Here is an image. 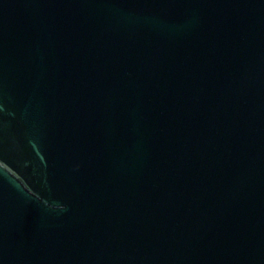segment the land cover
<instances>
[{
	"label": "water",
	"instance_id": "95a60500",
	"mask_svg": "<svg viewBox=\"0 0 264 264\" xmlns=\"http://www.w3.org/2000/svg\"><path fill=\"white\" fill-rule=\"evenodd\" d=\"M0 264H264V0H0Z\"/></svg>",
	"mask_w": 264,
	"mask_h": 264
}]
</instances>
